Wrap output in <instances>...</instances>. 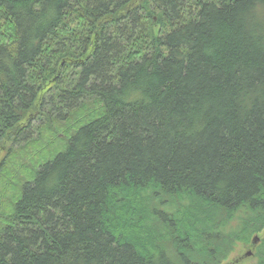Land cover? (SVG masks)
<instances>
[{
  "label": "trees",
  "instance_id": "obj_1",
  "mask_svg": "<svg viewBox=\"0 0 264 264\" xmlns=\"http://www.w3.org/2000/svg\"><path fill=\"white\" fill-rule=\"evenodd\" d=\"M241 247L264 264V0H0V264Z\"/></svg>",
  "mask_w": 264,
  "mask_h": 264
},
{
  "label": "rangeland",
  "instance_id": "obj_2",
  "mask_svg": "<svg viewBox=\"0 0 264 264\" xmlns=\"http://www.w3.org/2000/svg\"><path fill=\"white\" fill-rule=\"evenodd\" d=\"M259 238V237H258ZM258 244H259V241H256L255 243H254V247L256 246V249H257V247H258ZM245 247H241V248H237V250L230 256V258L227 260V261H225L223 264H253L254 263V261H253V257L251 258V260H249V261H247V262H245V263H238V262H236L235 261V258H236V256L239 254V252H240V250L241 251H245ZM246 250H250V248L249 247H247V249ZM252 252V251H251ZM255 252H256V250H255ZM255 262H256V260H255Z\"/></svg>",
  "mask_w": 264,
  "mask_h": 264
},
{
  "label": "flooded vegetation",
  "instance_id": "obj_3",
  "mask_svg": "<svg viewBox=\"0 0 264 264\" xmlns=\"http://www.w3.org/2000/svg\"><path fill=\"white\" fill-rule=\"evenodd\" d=\"M251 250L252 248H250V250L240 251L239 254L236 256L235 261L238 263H245L251 260L252 258V256L250 255Z\"/></svg>",
  "mask_w": 264,
  "mask_h": 264
},
{
  "label": "bare ground",
  "instance_id": "obj_4",
  "mask_svg": "<svg viewBox=\"0 0 264 264\" xmlns=\"http://www.w3.org/2000/svg\"><path fill=\"white\" fill-rule=\"evenodd\" d=\"M252 251V250H251ZM250 251V255L253 257V252Z\"/></svg>",
  "mask_w": 264,
  "mask_h": 264
}]
</instances>
